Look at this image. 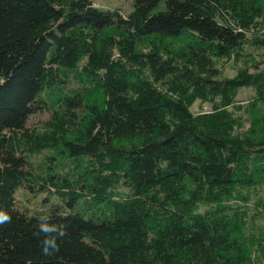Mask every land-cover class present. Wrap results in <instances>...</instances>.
<instances>
[{
    "label": "trees",
    "instance_id": "16d2710c",
    "mask_svg": "<svg viewBox=\"0 0 264 264\" xmlns=\"http://www.w3.org/2000/svg\"><path fill=\"white\" fill-rule=\"evenodd\" d=\"M129 1L0 0V264H264V0Z\"/></svg>",
    "mask_w": 264,
    "mask_h": 264
},
{
    "label": "rangeland",
    "instance_id": "374dc122",
    "mask_svg": "<svg viewBox=\"0 0 264 264\" xmlns=\"http://www.w3.org/2000/svg\"><path fill=\"white\" fill-rule=\"evenodd\" d=\"M94 5L102 10H119L123 15H127L132 11V7L129 0H94ZM227 76H233L235 71L227 68L225 71ZM253 97V93L250 90H242L238 99L239 102L245 106L249 103L251 98ZM198 110V106L194 107V111ZM42 117H34L32 118V122L36 123Z\"/></svg>",
    "mask_w": 264,
    "mask_h": 264
}]
</instances>
